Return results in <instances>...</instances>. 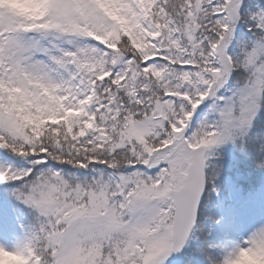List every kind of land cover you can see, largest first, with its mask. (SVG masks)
Masks as SVG:
<instances>
[{"label":"snow or ice","instance_id":"snow-or-ice-1","mask_svg":"<svg viewBox=\"0 0 264 264\" xmlns=\"http://www.w3.org/2000/svg\"><path fill=\"white\" fill-rule=\"evenodd\" d=\"M244 262L264 0H0V264Z\"/></svg>","mask_w":264,"mask_h":264},{"label":"clouds","instance_id":"clouds-1","mask_svg":"<svg viewBox=\"0 0 264 264\" xmlns=\"http://www.w3.org/2000/svg\"><path fill=\"white\" fill-rule=\"evenodd\" d=\"M244 264H249V262H244Z\"/></svg>","mask_w":264,"mask_h":264},{"label":"trees","instance_id":"trees-1","mask_svg":"<svg viewBox=\"0 0 264 264\" xmlns=\"http://www.w3.org/2000/svg\"><path fill=\"white\" fill-rule=\"evenodd\" d=\"M248 189H247V187L245 188V191H247Z\"/></svg>","mask_w":264,"mask_h":264}]
</instances>
